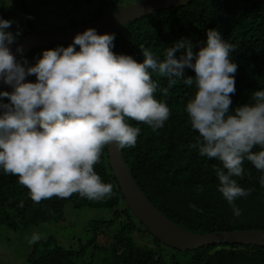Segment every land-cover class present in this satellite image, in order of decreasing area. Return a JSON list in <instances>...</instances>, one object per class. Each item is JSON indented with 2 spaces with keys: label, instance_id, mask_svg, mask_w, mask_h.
<instances>
[{
  "label": "clouds",
  "instance_id": "obj_1",
  "mask_svg": "<svg viewBox=\"0 0 264 264\" xmlns=\"http://www.w3.org/2000/svg\"><path fill=\"white\" fill-rule=\"evenodd\" d=\"M13 23L0 17V83L12 88L0 91V171L17 176L35 202L73 194L92 201L112 198L113 185L95 171L103 149L135 147L141 128L128 120L154 132L163 128L171 111L156 93L167 96L178 82L193 89L184 109L198 133L193 147L219 162L213 169L217 190L233 215H241L236 200L252 191L236 179L243 178L245 161L262 174L264 188V88L253 91L249 103L231 107L238 64L235 49L217 29L207 31L199 51L188 40L166 47L162 57L141 47L143 61L137 62L113 51L115 33L89 28L67 47L43 50L33 65L10 50L22 34L7 31ZM153 76L165 78L167 87L161 89ZM40 238L34 234L30 242Z\"/></svg>",
  "mask_w": 264,
  "mask_h": 264
},
{
  "label": "trees",
  "instance_id": "obj_2",
  "mask_svg": "<svg viewBox=\"0 0 264 264\" xmlns=\"http://www.w3.org/2000/svg\"><path fill=\"white\" fill-rule=\"evenodd\" d=\"M105 14L99 8L95 19ZM209 29H217L235 49L232 57L238 68L236 92L230 94L231 107L249 103L251 93L264 88V0H193L185 6L133 20L110 33H115L116 54L131 55L142 62L141 47H148L162 57L166 47L188 40L193 50L199 51ZM31 33L32 30L27 31L26 35ZM69 45L49 44L28 52L24 58L34 65L43 50ZM76 48L78 51L79 46ZM185 71L188 76H195L193 70ZM152 78L159 79L161 89L167 87L165 78ZM27 79L35 82L36 77ZM0 91H8L7 86L0 83ZM192 92L193 89L178 82L167 96L160 91L156 93L158 100L167 102L171 116L155 132L143 123L128 120L130 125L140 127L141 132L134 148L122 149L124 160L150 201L184 229L195 233L264 229V188L259 184L262 174L251 162H244L245 174L236 179L240 186L252 191L236 200V206L241 209V215L236 217L232 206L217 190L219 182L213 169L219 162L201 157L198 148L193 147L198 133L192 130L184 110ZM4 102H8L7 98ZM95 171L103 182L113 185L112 198L92 201L73 194L69 198L53 196L39 203L31 198L30 190L19 183L17 176L0 171L1 226L24 230L39 223H59L65 218L68 204L113 212L109 219L86 224V238L75 250L60 246L53 237L39 240L23 264H264V246L221 243L183 251L166 245L144 230L145 226L127 205L110 164L108 146L103 149ZM115 225H119L118 231L109 232ZM136 233L150 237L152 244L138 242Z\"/></svg>",
  "mask_w": 264,
  "mask_h": 264
},
{
  "label": "water",
  "instance_id": "obj_3",
  "mask_svg": "<svg viewBox=\"0 0 264 264\" xmlns=\"http://www.w3.org/2000/svg\"><path fill=\"white\" fill-rule=\"evenodd\" d=\"M192 1L146 0L118 8L83 25L24 35L10 45V50L17 60H22L28 52L49 44H72L74 36L86 29L94 28L98 34L110 33L133 20L159 10L185 6ZM18 47L22 48L21 52H17ZM6 86L11 92V86ZM108 154L111 167L127 205L135 217L145 226V230L151 232L166 245L183 251L221 243L264 246V229L195 233L180 227L163 214L140 188L123 158L122 149L112 144L108 146Z\"/></svg>",
  "mask_w": 264,
  "mask_h": 264
},
{
  "label": "rangeland",
  "instance_id": "obj_4",
  "mask_svg": "<svg viewBox=\"0 0 264 264\" xmlns=\"http://www.w3.org/2000/svg\"><path fill=\"white\" fill-rule=\"evenodd\" d=\"M143 1L146 0H119L116 3L113 0H0V17L14 21L7 31L15 33L19 30L22 33L17 39L19 40L30 30L36 33L83 25L95 20L99 8L107 14ZM111 217V210L75 208L68 204L65 218L59 223L49 221L24 230L0 225V264H23L34 245L30 242L34 234L40 235L39 240L53 237L60 246L75 250L81 240L86 238V224L91 220ZM118 229L119 225H115L108 231L117 232ZM136 238L140 243L152 244L150 237L141 236L140 233H136ZM164 248L171 253V249ZM98 258L99 253L97 261Z\"/></svg>",
  "mask_w": 264,
  "mask_h": 264
}]
</instances>
